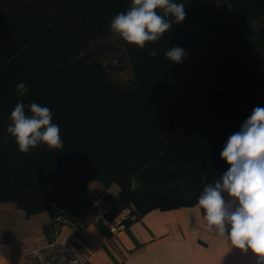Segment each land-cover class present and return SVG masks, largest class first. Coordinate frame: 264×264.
Segmentation results:
<instances>
[{
	"label": "trees",
	"instance_id": "obj_1",
	"mask_svg": "<svg viewBox=\"0 0 264 264\" xmlns=\"http://www.w3.org/2000/svg\"><path fill=\"white\" fill-rule=\"evenodd\" d=\"M177 2L185 20L140 49L110 30L131 0H0V204L27 217L53 216V205L84 217L95 181L118 187L102 197L110 218L128 211L127 226L155 209L195 206L220 179L228 137L264 107V0H227L225 13ZM174 46L186 53L178 64L165 56ZM122 60L126 84L111 74ZM21 100L26 111L32 102L51 110L61 149L19 152L6 129Z\"/></svg>",
	"mask_w": 264,
	"mask_h": 264
},
{
	"label": "clouds",
	"instance_id": "obj_2",
	"mask_svg": "<svg viewBox=\"0 0 264 264\" xmlns=\"http://www.w3.org/2000/svg\"><path fill=\"white\" fill-rule=\"evenodd\" d=\"M186 15L184 4L177 0H131L130 7L111 20L110 30L126 44L144 49L160 41L173 23H182ZM149 55L156 56V50ZM185 55V50L177 46L165 53L177 64ZM28 91L24 82L16 85L20 96ZM9 120L6 133L20 153L27 154L41 144L49 150L63 147L60 128L53 123L48 107L32 102L26 111L21 100ZM220 158L228 166L227 171L219 180L204 186L195 207L202 210L210 231L229 240L241 254L251 253L257 264H264V107H255L240 130L228 137ZM3 247L0 245V249Z\"/></svg>",
	"mask_w": 264,
	"mask_h": 264
},
{
	"label": "crops",
	"instance_id": "obj_3",
	"mask_svg": "<svg viewBox=\"0 0 264 264\" xmlns=\"http://www.w3.org/2000/svg\"><path fill=\"white\" fill-rule=\"evenodd\" d=\"M98 212L91 205L83 217L89 225L74 248L79 258L87 256L88 264H257L251 253L241 254L229 240L210 231L195 206L149 211L130 225H122L116 233L106 223L94 221ZM127 213L118 215L117 221ZM70 232L69 225L54 223L48 212L27 217L15 204L2 203L0 245L5 247L0 249V264H34L35 251L54 240L67 241Z\"/></svg>",
	"mask_w": 264,
	"mask_h": 264
},
{
	"label": "built area",
	"instance_id": "obj_4",
	"mask_svg": "<svg viewBox=\"0 0 264 264\" xmlns=\"http://www.w3.org/2000/svg\"><path fill=\"white\" fill-rule=\"evenodd\" d=\"M92 205L99 209L94 221H102L108 225L113 233H116L121 222L117 218H110V206L103 197H98L92 201ZM54 214L52 220L59 225H69L71 228L70 236L67 241L59 242L57 240L49 242L44 248L35 251L32 255L34 264H88L87 256L84 259L79 258L74 248L78 243L81 232L88 227L83 217L77 216L65 208L53 205Z\"/></svg>",
	"mask_w": 264,
	"mask_h": 264
},
{
	"label": "rangeland",
	"instance_id": "obj_5",
	"mask_svg": "<svg viewBox=\"0 0 264 264\" xmlns=\"http://www.w3.org/2000/svg\"><path fill=\"white\" fill-rule=\"evenodd\" d=\"M187 1L190 3H199L202 5H205L208 8H210L213 12L225 13V12H229L231 10V6L227 2V0H187ZM249 30H250V27H249ZM253 34H254V32L251 35H253ZM112 39L115 40V37H112ZM108 42L114 43L115 41L109 40ZM113 53L114 54H112V52L110 51V55H114L111 57L116 58V59L121 58V55L119 52H117V53L113 52ZM110 60H111L110 58H107L105 63H109ZM114 65L116 67H120L121 69L119 71H116V72L113 71L111 73L112 77L117 82H119L121 84H126L127 81L131 78L130 72H129L130 69L126 65V62L123 61L122 64H120V62H116V63H114ZM86 186H87L86 187V193L91 198H97L98 196H101V194L104 193L105 191L107 192V190H108L109 194H116L118 192L117 186H111L108 189H104L100 184H98V182H95V181L88 182Z\"/></svg>",
	"mask_w": 264,
	"mask_h": 264
}]
</instances>
